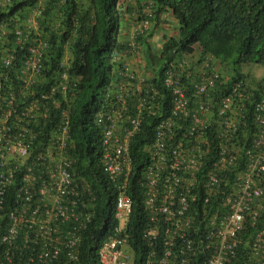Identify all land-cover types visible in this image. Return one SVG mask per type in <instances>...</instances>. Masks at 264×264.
<instances>
[{
  "label": "built area",
  "instance_id": "2783aa9c",
  "mask_svg": "<svg viewBox=\"0 0 264 264\" xmlns=\"http://www.w3.org/2000/svg\"><path fill=\"white\" fill-rule=\"evenodd\" d=\"M43 2L26 19L0 21V264H56L61 257L62 264H77L79 234L89 228L93 217L89 187L72 186L66 140L55 144L54 158L53 151H47L45 161L50 163L44 168L39 164L41 157L34 156L32 112L49 106L50 99L70 88L67 72L45 81L50 43L44 39L40 21ZM10 3L0 0L3 8ZM127 70L120 73L123 80L115 90L114 103L122 106L115 117L118 124L130 122L132 127H125L123 138L105 141L109 149L105 148L103 157L104 172L113 182L124 179L116 203L118 225L99 250L100 264H136L137 260L129 244L132 200L126 188L133 165L129 142L140 124L126 114L127 100L135 95L130 87L133 74ZM212 75L206 78L208 89ZM175 79L177 70L170 65L166 84L173 85ZM217 79L215 75L211 85ZM37 88L44 91L38 93ZM179 90L173 100L174 114L188 117L190 125L179 124L182 134L178 137L168 120L159 123L147 149L150 165L145 172L144 207L148 226L141 236L146 246L142 262L236 264V253L244 244L242 232L249 223L255 231L252 247L246 243L251 264H264V84L255 97L256 88L235 83L218 104L224 140L209 163L206 136L211 105L202 102L189 113ZM204 92L200 87L199 94ZM158 98V90L149 87L137 100L139 119L145 113H158ZM246 118H250L247 133L237 134ZM237 164H246V169L228 190V175H235ZM222 195H229L230 210L219 202Z\"/></svg>",
  "mask_w": 264,
  "mask_h": 264
},
{
  "label": "trees",
  "instance_id": "16d2710c",
  "mask_svg": "<svg viewBox=\"0 0 264 264\" xmlns=\"http://www.w3.org/2000/svg\"><path fill=\"white\" fill-rule=\"evenodd\" d=\"M38 1L15 0L9 14L26 12ZM145 1L156 3L159 13L169 9L183 26L179 36L169 40L164 51L166 59H172V52H175L174 58L192 53L193 46L200 43L206 52L230 64L238 78L244 77L241 72L243 66L264 65V0H90L88 10L81 9L77 0H69L65 7L55 0L48 2L45 30L54 44L66 42L74 16L83 21L89 19V11H94L97 21L90 32V40L83 44L78 39L76 46L72 47L76 57L72 73L81 77V81L71 103V136L76 145L71 156L79 160V172L92 184L97 200L89 230L81 234L80 264H100L99 250L118 224L114 214L116 191L98 166L102 136L94 119L99 111L109 106L106 93L114 82V71L120 67L113 59L121 50L118 42L121 12L142 7ZM57 24H61V29L54 28ZM63 49L61 45L48 49L46 56L51 58L46 63L49 66L46 73L54 76L59 69ZM157 121V118H147L140 134L132 142L133 165L128 194L133 200V213L129 224V232L132 231L129 244L137 258L136 264H143L146 246L141 236L148 226L144 211V177L149 157L145 147L154 138ZM228 196L222 195L219 202L230 210L231 205H226ZM240 254L244 262L250 261L247 254Z\"/></svg>",
  "mask_w": 264,
  "mask_h": 264
},
{
  "label": "clouds",
  "instance_id": "9594fccd",
  "mask_svg": "<svg viewBox=\"0 0 264 264\" xmlns=\"http://www.w3.org/2000/svg\"><path fill=\"white\" fill-rule=\"evenodd\" d=\"M15 0H11V3L7 7H2L0 4V21H10L16 20L18 18L26 19L31 10L36 8L38 4L42 0H39L35 6H31L27 9L26 12H20L13 15L9 14L10 8L13 6ZM51 0L45 1L44 11L42 17L40 19L42 29L45 32V40L50 43V47H58L61 45L64 49V54L62 59L59 62V69H57L54 73V76L57 73L67 72L69 74V89L67 91L57 93L54 99H50L51 102L49 106H44L40 111L32 112L31 114V141L33 143V148L35 150V157H41L39 164L42 168L50 162H46L47 159V151H53V158L55 157V144L60 139L66 140V147L68 150L66 151V155L71 159L72 165L69 168V172L71 174V182L72 186L75 187L76 184L81 187H89L88 196L91 199V207L94 210V206L97 202L95 197V190L90 184L88 179L81 176L80 172V163L79 160L74 159L71 155L76 147L74 144L75 140L72 135V127H71V110H72V100L74 98V91L78 82L81 81V77L75 76L73 74V61H75L74 51H72V47L76 46L78 39L86 44L90 40V32L94 30V27L97 24L96 16L94 11L92 13L89 11V19L80 21L79 16H74V22L72 24L70 34L66 42L61 43L57 42L54 44L52 39L50 38V34H47L45 28L48 24L47 22V4ZM59 3V5L65 7L69 0H55ZM90 0H77V3L82 7L81 9H86L89 6ZM43 2V3H44ZM137 5V4H136ZM121 28L118 33V42L121 46V50L115 55L114 61L117 60L120 65L118 70L114 71V82L111 88L106 93L107 100L109 101V106L104 107L103 110L99 111L95 117V123L98 126L99 133L102 136L100 143V155H98V166L101 168L103 174L106 176L107 181L111 183L114 190L116 191V202H115V213L117 207L118 197L121 195L120 180L113 182L109 179L108 175L104 172L102 167L103 157L105 155V148L109 149L108 145H105V141L108 139L111 143L113 140L121 137L123 138V131H125V127L131 128L130 122L117 123L116 122V109L122 107L119 104L114 103V94L117 88V85L123 80L120 77V73L128 69L127 71L133 74V81L130 87L134 90L135 95L130 100H127L128 112L127 115L131 116L132 119L139 120V130L135 134L133 138H131L130 145V154L132 159V142L134 139L140 134L144 121L147 118H157L158 121L154 127V138L152 139L151 144L145 147V152L149 157L150 165V156L148 154L147 149L152 145L155 139V133L157 125L164 121L172 123L171 132L176 133L179 136L182 134V130L178 129V125L184 123L185 125H190V119L176 116L174 114V98L178 95L177 91H180L179 88L183 91L185 98L187 100V112H191L192 109L200 106L202 102H206L208 105H211V114L208 116L210 120V124L208 123L207 128V148L209 149V153L206 155V159L209 162L215 160L219 145L221 140L224 138L221 136V118L218 116L217 106L218 104L231 93L233 85L238 82H243L248 84L250 87L256 88L255 97L258 95V90L264 84V76H260L259 72H252L249 76H246V72L244 69L245 65L242 68L243 78H238L232 66L226 62H223L219 58H217L214 54L210 52H206L203 49V46L199 43L193 46V52L187 53L179 57L174 58L175 52H172V59H166L164 55L165 48L169 44V40L171 38H177L180 34L181 29H183L182 24L175 17V14L170 12L169 9L159 13L156 3L152 1H145L142 4V7H137L134 10L131 9V12H128V9L121 12ZM83 23V24H82ZM61 24L55 25L54 28L61 29ZM47 57V62H50L49 56ZM64 62L63 67H61V63ZM48 66L47 64H45ZM170 65H174L177 70V79H175V83L171 86L166 84L167 78V69H169ZM252 65V64H249ZM259 65V64H256ZM49 67V66H48ZM160 70L162 72L160 73ZM45 70V81L48 82L47 78H52L53 75L46 73ZM214 74V75H212ZM210 86L211 89H208V85L206 82V78L210 76ZM215 75H218V79L215 81L214 86L211 85L212 79ZM149 87H153L159 92L158 102H160V108L155 116L147 115L146 113L139 117L136 112L137 100L142 97ZM203 88L205 91L202 95L199 94V88ZM39 88V87H38ZM36 89V91L38 90ZM44 88L38 93H42ZM126 107V106H125ZM120 121V120H119ZM250 122V118H246L243 120L239 126V131L237 134H246L247 127ZM67 132V134H64ZM171 136V134H170ZM102 149V151H101ZM133 162V161H132ZM207 162V161H206ZM235 171V175H228L229 182L225 188H232L235 184L236 178H238L241 172L246 169V164H237ZM147 170V169H146ZM132 171L128 176V184L126 188V195L130 197L128 194V186L129 179ZM145 180V177H144ZM145 186V194H144V202L146 198V192L148 191V183L144 181ZM131 198V197H130ZM132 200V198H131ZM145 211V207H144ZM197 211V210H196ZM93 218L95 216L94 211ZM132 213H133V200H132ZM147 217V216H146ZM116 219V218H115ZM118 222V220H116ZM131 222V221H130ZM92 223V222H91ZM91 225V224H90ZM118 225V224H117ZM89 228L85 231H88ZM128 226V236L130 238L131 232ZM84 232V231H83ZM81 232L79 234L81 238L80 242V253H79V261L77 264H80V255H81V244H82V236ZM254 230L252 229L251 224H246L245 228L242 232L244 244L238 248L237 256L235 259L236 264H243L244 260L241 256L242 250L249 256L250 261L248 264L253 262L251 250L249 251V247H246V243H253V234ZM247 240V241H245ZM63 257L57 261L56 264H62Z\"/></svg>",
  "mask_w": 264,
  "mask_h": 264
},
{
  "label": "rangeland",
  "instance_id": "374dc122",
  "mask_svg": "<svg viewBox=\"0 0 264 264\" xmlns=\"http://www.w3.org/2000/svg\"><path fill=\"white\" fill-rule=\"evenodd\" d=\"M246 72V76H249L252 72H259L260 76H264V65H256V64H252V65H248L245 66L244 69Z\"/></svg>",
  "mask_w": 264,
  "mask_h": 264
}]
</instances>
